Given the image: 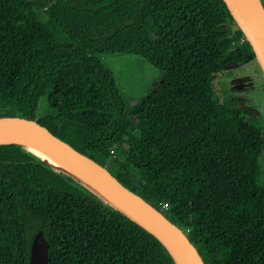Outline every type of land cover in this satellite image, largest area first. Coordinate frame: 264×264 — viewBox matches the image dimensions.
I'll use <instances>...</instances> for the list:
<instances>
[{
  "label": "trees",
  "instance_id": "obj_1",
  "mask_svg": "<svg viewBox=\"0 0 264 264\" xmlns=\"http://www.w3.org/2000/svg\"><path fill=\"white\" fill-rule=\"evenodd\" d=\"M123 52L162 71L136 104L99 60ZM253 58L223 0H0V116L35 119L106 166L204 264H264V120L211 85ZM43 97L53 112L39 115ZM38 229L47 264H174L135 221L0 144V264H27Z\"/></svg>",
  "mask_w": 264,
  "mask_h": 264
},
{
  "label": "water",
  "instance_id": "obj_2",
  "mask_svg": "<svg viewBox=\"0 0 264 264\" xmlns=\"http://www.w3.org/2000/svg\"><path fill=\"white\" fill-rule=\"evenodd\" d=\"M223 2L248 41L254 58L264 74V29L252 16L245 0H223ZM259 3L264 12L261 0ZM0 118V144L16 143L21 147L22 144H34L44 148L52 156L63 161L67 168H74L92 181L99 192L96 193L78 182L65 171L61 172L86 188L104 204L132 219L152 234L167 250L174 264H204L201 255L185 232L155 204L120 182L106 166L78 150L35 119L16 115L0 116ZM40 159L51 166L46 160ZM110 198L123 207L117 206ZM47 252V240L38 229L30 243L27 264H47Z\"/></svg>",
  "mask_w": 264,
  "mask_h": 264
},
{
  "label": "rangeland",
  "instance_id": "obj_3",
  "mask_svg": "<svg viewBox=\"0 0 264 264\" xmlns=\"http://www.w3.org/2000/svg\"><path fill=\"white\" fill-rule=\"evenodd\" d=\"M99 60L109 68L130 104L146 96L162 74L147 60L132 53L101 54ZM211 85L218 98H233L236 105L264 120V74L255 58L214 74ZM36 112L44 115L53 110L47 107L43 97Z\"/></svg>",
  "mask_w": 264,
  "mask_h": 264
},
{
  "label": "bare ground",
  "instance_id": "obj_4",
  "mask_svg": "<svg viewBox=\"0 0 264 264\" xmlns=\"http://www.w3.org/2000/svg\"><path fill=\"white\" fill-rule=\"evenodd\" d=\"M245 3L247 5V7L249 8L252 16L257 21V23H259V25L264 29V12L261 8L259 0H245ZM22 147L25 148L26 150L32 152L33 154L39 156L40 158L46 160L55 169H57L59 171H65V173L69 174L75 180H77L78 182L87 186L88 188L95 191L96 193L99 192V190L96 188V185L92 181H90L88 178H86L84 175H82L80 172H78L74 168H72V167L67 168L66 164L63 161L52 156L44 148H42L38 145H34V144H22ZM110 199L112 202H114L120 208L123 207V205L120 204L119 202L113 200L112 198H110Z\"/></svg>",
  "mask_w": 264,
  "mask_h": 264
}]
</instances>
